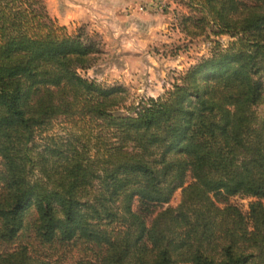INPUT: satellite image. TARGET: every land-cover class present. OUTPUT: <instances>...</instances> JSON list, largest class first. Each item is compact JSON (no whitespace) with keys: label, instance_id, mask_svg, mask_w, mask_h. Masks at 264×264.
Instances as JSON below:
<instances>
[{"label":"trees","instance_id":"obj_1","mask_svg":"<svg viewBox=\"0 0 264 264\" xmlns=\"http://www.w3.org/2000/svg\"><path fill=\"white\" fill-rule=\"evenodd\" d=\"M197 1L186 32L234 39L125 105L123 86L78 72L100 51L94 33H67L43 0H0L1 241L32 210L42 241L101 247L75 264H264V0ZM59 116L82 124L40 143ZM0 264L54 262L17 245Z\"/></svg>","mask_w":264,"mask_h":264},{"label":"rangeland","instance_id":"obj_2","mask_svg":"<svg viewBox=\"0 0 264 264\" xmlns=\"http://www.w3.org/2000/svg\"><path fill=\"white\" fill-rule=\"evenodd\" d=\"M191 1L200 7L197 0H43L49 16L65 26L67 33H75L79 27L94 33L100 51L92 66L78 72L103 84L123 86L125 105L162 94L182 71L208 56L217 43L225 47L234 39L228 34L215 35L210 27L201 34L187 33L184 17L201 14ZM257 111L264 115V103L257 106ZM80 124L81 121L59 116L49 129L37 135V140L42 143L43 137L50 134L66 136L78 131ZM181 194V187L175 189L168 202L153 206L155 210L147 219L160 208L176 206ZM248 200L240 195L230 197L243 210ZM216 203L223 205L219 199ZM33 213H27L26 225L12 243L0 240V251L25 245L33 255L54 264H75L79 258L99 256L101 247L82 239L42 241L33 228Z\"/></svg>","mask_w":264,"mask_h":264}]
</instances>
